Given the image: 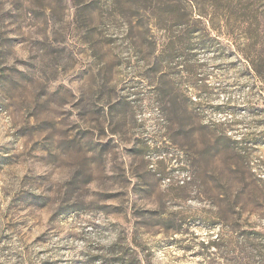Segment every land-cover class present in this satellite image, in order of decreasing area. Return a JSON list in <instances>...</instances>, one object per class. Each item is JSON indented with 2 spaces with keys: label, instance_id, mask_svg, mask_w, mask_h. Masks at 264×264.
Masks as SVG:
<instances>
[{
  "label": "rangeland",
  "instance_id": "rangeland-1",
  "mask_svg": "<svg viewBox=\"0 0 264 264\" xmlns=\"http://www.w3.org/2000/svg\"><path fill=\"white\" fill-rule=\"evenodd\" d=\"M162 8L0 0V264H211L220 235L232 251L264 233V83L245 41Z\"/></svg>",
  "mask_w": 264,
  "mask_h": 264
},
{
  "label": "trees",
  "instance_id": "trees-1",
  "mask_svg": "<svg viewBox=\"0 0 264 264\" xmlns=\"http://www.w3.org/2000/svg\"><path fill=\"white\" fill-rule=\"evenodd\" d=\"M162 2L163 8L160 9L162 13H166L168 19H175V22L184 21L185 19L192 17L190 12L185 13L186 7L181 4L183 0H171L172 4L166 7L164 1ZM195 0H187L190 5L194 4ZM207 5H210L213 9L212 14H205V12L198 14L203 18L214 21L212 17L217 18L216 21L224 23L225 29L230 30V35H236L238 38H243L245 43L243 47L239 48L243 56L249 62L250 68L254 71L256 77L264 83V0H206ZM169 2V3H171ZM189 5V6H190ZM201 12V11H200ZM216 14V15H215ZM208 17V18H207ZM221 29H224L221 27ZM221 31V30H220ZM147 214V213H146ZM152 213H150V216ZM143 215L142 219L148 221L151 217ZM226 234L220 235L217 240L210 243L207 248L215 249L216 258H211V264H218L217 259L227 260V255L231 253L233 256L232 264H264V233L255 232L248 233L242 237H237L234 240L235 250L230 251L229 245L231 243L227 241ZM261 240L262 244H258ZM115 257L117 252L112 251L109 253ZM114 257V258H115ZM114 262L109 260L106 264H128L124 255L117 257Z\"/></svg>",
  "mask_w": 264,
  "mask_h": 264
}]
</instances>
